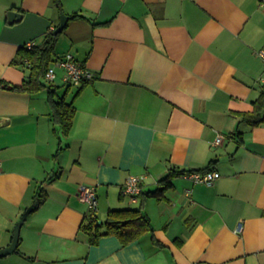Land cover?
<instances>
[{
	"label": "crops",
	"instance_id": "obj_1",
	"mask_svg": "<svg viewBox=\"0 0 264 264\" xmlns=\"http://www.w3.org/2000/svg\"><path fill=\"white\" fill-rule=\"evenodd\" d=\"M62 13L55 55L73 53L94 77L65 84L59 68L50 82L76 108L61 138L48 90L0 85V248L40 189L47 194L0 264H264V121L252 127L236 114L264 89L261 0H62V10L54 0H0V80L22 83L18 49L41 43ZM207 166L221 173L212 184L182 174L161 198L148 195L171 169ZM130 175L144 176L135 201L122 194ZM83 183L97 186L101 220L142 207L154 236L92 244L80 229L91 212Z\"/></svg>",
	"mask_w": 264,
	"mask_h": 264
},
{
	"label": "trees",
	"instance_id": "obj_2",
	"mask_svg": "<svg viewBox=\"0 0 264 264\" xmlns=\"http://www.w3.org/2000/svg\"><path fill=\"white\" fill-rule=\"evenodd\" d=\"M54 3L62 10V0H54ZM81 17L84 16L79 13L70 16L71 19ZM55 30H49L41 43H33L32 46L24 44L18 49L12 62L17 65H22L29 70L27 77L22 83L14 84L0 80V85L7 89L29 93H37L43 89L48 90V101L52 106L50 115L55 124L54 131L61 138V135L66 136L70 134L74 124L76 108L73 101L67 100L66 94L59 95L57 89L53 87V84L45 79V73L49 65L57 58L55 55V47L63 31L61 30L55 33ZM81 89L82 87L78 93ZM253 104V110L238 112L236 114L241 116V122L255 127L264 121V89L259 97L254 100ZM232 135L236 136L239 144L242 143L243 132L239 128L233 131ZM206 170L213 169L210 166L200 169V171ZM184 173H186L185 170L171 169V171L159 180L157 189L148 192V195L152 194L161 198L160 195L163 194L164 190L172 186L173 178ZM46 196L47 194L44 188L40 189L39 194L36 196L33 210L44 202ZM80 229L88 234L92 244L98 243L99 239L106 235L117 236L123 245H127L147 232H151L154 236V225L142 207L111 208L105 220H101L96 211H91L83 220Z\"/></svg>",
	"mask_w": 264,
	"mask_h": 264
},
{
	"label": "built area",
	"instance_id": "obj_3",
	"mask_svg": "<svg viewBox=\"0 0 264 264\" xmlns=\"http://www.w3.org/2000/svg\"><path fill=\"white\" fill-rule=\"evenodd\" d=\"M264 5V0H261ZM33 42L28 43V46H32ZM257 56L260 58L264 69V45L256 50ZM63 71L62 79L65 84H75L78 82H85L91 80L94 75L93 72L85 65L83 61L77 59L73 53L67 52L57 58L49 65L45 79L48 82H53L57 77V70ZM264 81V76L261 78ZM224 136L217 134L213 143L219 145L223 142ZM2 163L0 161V170ZM187 177L193 179L196 183L212 184L216 179L221 176L218 170H206V171H191L184 173ZM143 175H130L122 186V194L130 197L133 201L137 200L143 192ZM190 190H188V193ZM79 198L86 202L90 211H97L98 197L97 186L93 184L83 183L78 188Z\"/></svg>",
	"mask_w": 264,
	"mask_h": 264
},
{
	"label": "water",
	"instance_id": "obj_4",
	"mask_svg": "<svg viewBox=\"0 0 264 264\" xmlns=\"http://www.w3.org/2000/svg\"><path fill=\"white\" fill-rule=\"evenodd\" d=\"M17 15H19V13L15 12V11H11L9 13V17L11 20L14 19V17H16ZM67 21H68V16L66 14L62 13L61 23H60L59 27L56 28L55 33H58L59 31H61L64 28V26L66 25ZM34 207H35V204H32L23 213L21 218L18 220V222L16 223L15 228H14V234H13L12 242L8 246H6L4 248H0V257L5 256V255L17 250V246H18L19 239H20L21 226L23 225L27 216L31 213V211L33 210Z\"/></svg>",
	"mask_w": 264,
	"mask_h": 264
}]
</instances>
